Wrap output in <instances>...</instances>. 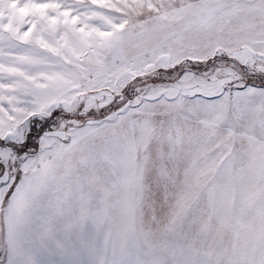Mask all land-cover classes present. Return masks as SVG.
I'll use <instances>...</instances> for the list:
<instances>
[{"label":"snow or ice","instance_id":"obj_1","mask_svg":"<svg viewBox=\"0 0 264 264\" xmlns=\"http://www.w3.org/2000/svg\"><path fill=\"white\" fill-rule=\"evenodd\" d=\"M0 264H264V0H0Z\"/></svg>","mask_w":264,"mask_h":264}]
</instances>
